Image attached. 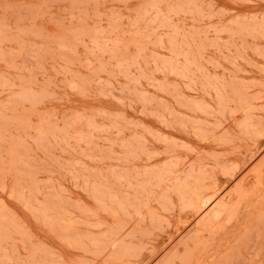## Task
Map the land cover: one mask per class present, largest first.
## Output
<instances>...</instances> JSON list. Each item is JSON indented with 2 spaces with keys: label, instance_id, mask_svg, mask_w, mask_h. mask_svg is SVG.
Returning a JSON list of instances; mask_svg holds the SVG:
<instances>
[{
  "label": "rangeland",
  "instance_id": "obj_1",
  "mask_svg": "<svg viewBox=\"0 0 264 264\" xmlns=\"http://www.w3.org/2000/svg\"><path fill=\"white\" fill-rule=\"evenodd\" d=\"M0 264H264V0H0Z\"/></svg>",
  "mask_w": 264,
  "mask_h": 264
}]
</instances>
